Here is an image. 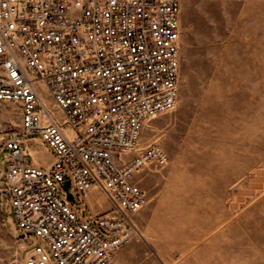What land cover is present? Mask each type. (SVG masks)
Listing matches in <instances>:
<instances>
[{"label":"built area","instance_id":"obj_1","mask_svg":"<svg viewBox=\"0 0 264 264\" xmlns=\"http://www.w3.org/2000/svg\"><path fill=\"white\" fill-rule=\"evenodd\" d=\"M181 15L182 0H0V133L6 104L21 115L0 143L10 151L0 211L7 194L14 232L41 241L28 239L19 264H111L132 239L150 201L137 177L169 163L141 136L178 104ZM30 134L52 149L48 166L27 163ZM66 180L75 201L89 207L100 192L111 203L89 207L98 227L65 200Z\"/></svg>","mask_w":264,"mask_h":264},{"label":"rangeland","instance_id":"obj_2","mask_svg":"<svg viewBox=\"0 0 264 264\" xmlns=\"http://www.w3.org/2000/svg\"><path fill=\"white\" fill-rule=\"evenodd\" d=\"M181 23L177 107L141 136L142 146H161L169 163L137 177L150 201L132 216V239L111 264H264V0H182ZM13 109L5 105L0 143L21 125ZM9 159L3 147L4 186ZM26 161L38 165L32 154ZM89 198L93 213L113 208L100 192ZM2 200L0 264H19L28 239L32 247L41 241L17 236L8 195ZM70 206L98 227L84 202Z\"/></svg>","mask_w":264,"mask_h":264},{"label":"crops","instance_id":"obj_3","mask_svg":"<svg viewBox=\"0 0 264 264\" xmlns=\"http://www.w3.org/2000/svg\"><path fill=\"white\" fill-rule=\"evenodd\" d=\"M5 136L2 135V139H4ZM24 148L29 151L30 154L33 155L35 160L37 161L38 165L46 167L48 166L52 160H53V151L52 149L38 136L36 137H28L24 138ZM32 149L37 150V157L32 152ZM100 201L103 204H107V199H100ZM9 230V229H8Z\"/></svg>","mask_w":264,"mask_h":264},{"label":"water","instance_id":"obj_4","mask_svg":"<svg viewBox=\"0 0 264 264\" xmlns=\"http://www.w3.org/2000/svg\"><path fill=\"white\" fill-rule=\"evenodd\" d=\"M70 186H71V181H70V180H66V181L64 182V184H63V188H64V190L67 192V196H66V198H67L68 201L75 202L74 195H73V193L69 190ZM19 237H20V238H25V237H26V234L22 233V234L19 235Z\"/></svg>","mask_w":264,"mask_h":264},{"label":"bare ground","instance_id":"obj_5","mask_svg":"<svg viewBox=\"0 0 264 264\" xmlns=\"http://www.w3.org/2000/svg\"><path fill=\"white\" fill-rule=\"evenodd\" d=\"M32 152L34 153V155L37 157L38 153H37V150L36 149H32ZM90 202H92L93 200L91 198H89Z\"/></svg>","mask_w":264,"mask_h":264}]
</instances>
